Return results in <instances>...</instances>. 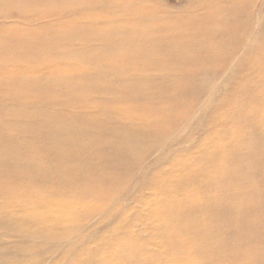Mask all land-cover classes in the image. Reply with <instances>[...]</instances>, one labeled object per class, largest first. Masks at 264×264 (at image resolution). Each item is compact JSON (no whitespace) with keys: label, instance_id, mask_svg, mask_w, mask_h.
Wrapping results in <instances>:
<instances>
[{"label":"rangeland","instance_id":"374dc122","mask_svg":"<svg viewBox=\"0 0 264 264\" xmlns=\"http://www.w3.org/2000/svg\"><path fill=\"white\" fill-rule=\"evenodd\" d=\"M59 1H51L47 8L38 1H27V6L18 9L13 0H0V13L8 10L0 20V65L7 69L3 70L6 77H0V185L10 188V199L26 211L37 208L40 213L39 205L48 202L65 205V214L73 216L71 223L76 226L65 229L67 234L61 235L65 239L58 240L57 228L40 239L35 237V230L25 235L1 225L0 259L5 262L0 264H88L84 260L94 252L115 250L116 246L108 245L111 241L127 240L132 235L150 237L146 227L152 220L150 210L178 200V194L168 189L169 181H176L181 173L195 172L201 165L217 166L222 177L219 184L236 182V165H211L206 154L225 145L226 132L232 135L239 128L245 130L256 113L264 114V0H241L236 5L241 10L238 16L201 21L206 25L200 27L205 33L202 40L188 42L186 48L182 45L174 53L163 52L164 47L158 53L148 52L151 47L133 37L121 44L101 38L94 47L84 46L87 49L79 51L72 44L76 33L69 26H50L52 18H62L49 11L58 10ZM146 1L148 4L139 8L140 25L161 31L176 26L178 15L194 9L198 2ZM23 9L33 16L40 13V18L21 16ZM89 27L78 34L101 31L110 37L116 33L115 29ZM193 27H187L188 31ZM8 32H18L26 41L23 47L14 37H6ZM124 33L138 35V28ZM28 36L58 39L54 44L61 45L50 46L48 51L44 44L27 42ZM61 46H67L73 61L71 57L69 62L62 60L69 56L67 53L64 57L66 47ZM138 46V53L130 54ZM165 49L171 50L172 43L168 42ZM48 63L57 70L43 73ZM19 65L37 70L27 71ZM64 80L65 84H60ZM5 96L22 104L8 102ZM43 96L44 100L55 97L60 104H45ZM62 97L69 101L63 104ZM20 107L31 113L74 110L70 115L75 132L68 125V132L62 130L56 137L52 133L49 140L45 133L49 134L51 128L43 126L38 114L36 120L23 121L22 127L20 121L10 119L11 111ZM110 108L135 116L148 111L166 117L161 121L150 118L146 129L121 128L102 121L109 119ZM247 111L248 117L240 121V115ZM153 123L161 125V131L151 130ZM48 126L56 127L52 122ZM19 127L25 136L15 132ZM260 136L264 139V134ZM222 149L231 157L249 156L245 149ZM258 173L256 169L254 175ZM255 181L264 194V175ZM203 184L211 196L214 185ZM5 198L0 194L1 211H6ZM261 207L264 210V200Z\"/></svg>","mask_w":264,"mask_h":264},{"label":"bare ground","instance_id":"6f19581e","mask_svg":"<svg viewBox=\"0 0 264 264\" xmlns=\"http://www.w3.org/2000/svg\"><path fill=\"white\" fill-rule=\"evenodd\" d=\"M27 1L33 4H35L33 1H38L40 6L46 7L53 0ZM27 1L13 0V6L22 9L28 5ZM240 3L241 0H198L194 9L185 10L184 15L182 13L178 15L180 20L176 23V26H173L170 30L162 28L163 31H161L157 27L140 25L142 15L139 8L148 4L146 0H60L57 4L58 10L49 9V11H52L51 13H54L53 15L57 17L61 14L62 18L59 17L61 20L52 18L50 26H69L70 30L76 33L72 44L75 43L79 51H82V48L87 49L84 46H95L101 38L110 41L113 39L121 44L127 43L128 37H133L138 38V42L150 46L151 49L148 52L157 51L156 53H158L164 47L163 52L174 53V50L180 49L182 45H185L186 48L188 42L194 44L197 40H202L201 37L205 33L200 27H205L206 25H202L201 21L205 20L209 23L215 17L221 16L224 19L236 17L241 13V10L236 7ZM6 11L8 10H3L0 13V20L3 19V14ZM33 14L24 9L23 12H20V15L26 18H35L36 16L37 19L40 18V13L35 16ZM89 26H99L101 27L100 30L110 31L115 29L116 33L111 34L113 37L106 36L101 31H91L92 33L86 36L78 34L80 30L90 28ZM190 26L194 27L188 31L187 27ZM136 28H138V35L124 33ZM5 36L19 40L21 42L20 47H23L26 43L18 32H8ZM33 40L37 45L44 44L45 49L48 48V51H50V46L61 45V42L54 44L58 39L51 40L43 36L33 39L28 36L27 42L30 43ZM168 42L172 43L171 50L165 49ZM69 45L70 43L67 44V46ZM67 46H61L62 48L66 47V50L64 49V52H66L64 57L67 53L69 56L62 60L69 62L71 57V62L73 59L67 50ZM139 49H141L140 46H138V50L133 47L130 54H137ZM192 49L196 51L194 47ZM238 53L240 54V52ZM52 65L48 63L46 67L42 68L45 71L43 73L49 74L57 70V67ZM0 67V77L5 78L3 70L6 72L7 69L4 65H0ZM17 67L25 68L27 71H32V68H35L30 65H19ZM161 67L165 70L170 69L167 65V68L164 65H161ZM104 68L106 67L104 66ZM66 80L64 82L61 81L60 84H65ZM42 91L44 93V89ZM4 100L21 103L19 99L17 100L10 96H5ZM4 100L3 102H5ZM29 100L33 101L35 99L30 98ZM42 100H44V96ZM65 100L68 99L63 98L61 102L64 104ZM44 103L56 105L60 104V101L52 97L44 100ZM25 104H27V101ZM73 111L66 110L65 113L64 111L61 113L56 111L55 113L42 110L38 111V113H31L20 107L11 111L9 117L12 121L14 119L20 121V126L22 127L23 121L36 120L35 116L38 114V118L43 120V126L51 128L48 129L50 130L49 134L45 133L46 136L49 135L50 140L52 133L56 137V135L63 133L62 130L65 133L68 132V125H71L70 129L75 132L76 126L73 127L74 120L71 117V115H74ZM243 113L240 115V121L248 117V111L245 114ZM107 116L109 119L102 120L103 122L109 121L115 125H120L121 128L139 127L141 129L148 127L147 124L150 118L154 120L160 119L161 121L166 117L164 114H153V112L148 111L144 115L135 116L129 111L119 108L108 109ZM253 117L255 119L245 130L239 128L232 135L226 132L225 136L228 138L225 139L226 137H223L225 145L219 149L210 150L205 157L211 165L217 162L225 166L229 164L236 165L237 168L235 167L233 172L236 179L234 184H219L222 177L220 176L221 169L217 166L206 168V165H201V168L198 167L195 172L181 173V177L176 181H169L168 189L171 193L178 194V200L168 201L166 204L159 207L155 206V208L150 210L152 220L146 226L150 229V237L145 239L132 235L127 240L108 241L109 246H116L113 251L118 252L113 253V251L108 250L94 252L88 260L85 259L84 261L88 262V264H264V210L261 207L264 194L261 193L255 181L264 175V139L260 136L264 134V114L256 113ZM4 118L6 119V116ZM50 122L54 123L56 127H49L48 124ZM39 123L42 124L41 121ZM64 123L68 127H65ZM150 128L151 130L159 131L162 126L158 123H153ZM9 129L12 132L15 130L13 128ZM15 132L21 137L25 136V134L22 135L20 127ZM39 133V135L43 136V132L40 131ZM224 147L229 150L245 149L249 156L242 159L237 156L231 157V153H222L224 151L222 148ZM42 153H46V151H42ZM49 155L52 158L54 157L52 152ZM200 160L202 161L203 158H200ZM256 169L260 173L254 175ZM216 178L219 179L216 181ZM203 183L214 185L215 191L211 196L210 191L206 189V184ZM9 191L10 188L6 189L0 185V194L3 193L4 197L6 196L3 200L6 204V211L0 210V226L4 225L7 229H15L17 233L25 235L27 231L33 233L32 231L35 230L37 232L35 237L40 239L49 237L45 233L57 228L60 230L58 232L60 233L59 237H57L58 240L65 239V236H61L64 234L65 229H72V227L76 226V224L71 223L74 219L73 216L65 214V210L68 208L65 205L57 202H48L43 207L39 205L40 213H37V208L32 209L33 211L30 212V210L26 211L21 208V205L12 201ZM15 197H17V194ZM18 197L21 198L24 195H18ZM208 202L210 204L204 205ZM74 212L76 215L78 213L77 209ZM24 214H26L25 217ZM4 262L0 259V263Z\"/></svg>","mask_w":264,"mask_h":264}]
</instances>
